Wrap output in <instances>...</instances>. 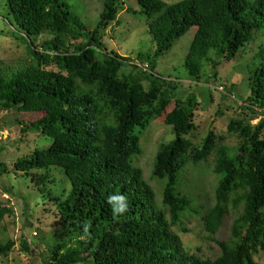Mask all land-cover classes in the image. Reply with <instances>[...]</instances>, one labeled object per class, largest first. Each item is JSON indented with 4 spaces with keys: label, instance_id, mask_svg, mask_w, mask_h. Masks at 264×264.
I'll list each match as a JSON object with an SVG mask.
<instances>
[{
    "label": "trees",
    "instance_id": "16d2710c",
    "mask_svg": "<svg viewBox=\"0 0 264 264\" xmlns=\"http://www.w3.org/2000/svg\"><path fill=\"white\" fill-rule=\"evenodd\" d=\"M123 5L103 0L90 29L62 0H4L3 17L28 40L30 62L21 61L13 70L0 60V111L41 113L15 123L19 133H39L50 144L18 157L11 170L0 162V176L25 180L22 184L33 188L35 207L55 209L56 223L68 237L48 249L44 264H259L264 128L248 119L264 115V0H137V9L125 11L145 18L153 49L134 57L109 51L101 41V30L113 21L119 24ZM193 27L182 67L195 83L216 81L222 61L250 48L240 79L227 88L235 101L241 98L240 86L246 94L240 99L242 111L227 124V132L242 142L230 148L210 129L200 145H193L186 136L194 127L197 95L174 99L163 117L174 137L159 144L150 173L163 184L158 182L159 206L135 159L142 153L140 135L179 88V78L156 72L157 61ZM44 34L48 37L37 45ZM210 156L216 182L213 205L202 215L204 229L214 235L223 218L232 215L228 236L217 242L219 254L212 259L187 252L172 229L185 214L200 213L195 198L184 193L183 172ZM120 196L128 208L122 215L113 212L122 203L119 198L109 203ZM10 211L0 208V220ZM14 245L11 239L0 241V257Z\"/></svg>",
    "mask_w": 264,
    "mask_h": 264
},
{
    "label": "rangeland",
    "instance_id": "374dc122",
    "mask_svg": "<svg viewBox=\"0 0 264 264\" xmlns=\"http://www.w3.org/2000/svg\"><path fill=\"white\" fill-rule=\"evenodd\" d=\"M62 1L71 6L72 12L78 15L87 28L95 27L103 0ZM120 1L124 5L122 9H119L117 15L119 24L113 21L100 32L103 45L109 51L131 57L139 52L152 50L153 45L147 33L145 18L139 13L129 14L125 11L127 7L137 9V0ZM163 1L172 3L180 0ZM3 14L4 0H0V60L5 66H10V69L14 70L21 61L30 62V55L27 53L29 42L21 34L14 32L13 27L3 17ZM194 32L195 27L190 28L184 35L176 39L171 48L157 61L156 72L166 78L169 76L172 79L179 78V88L169 106L140 135L142 153L135 159V165L141 168L143 178L153 188L155 202L159 206L161 205L160 197L163 184L158 181L161 186L155 179L152 180L150 173L159 144L167 143L174 137L171 126L166 125L163 120L164 114L172 108L174 99L184 98L189 92H194L197 95L199 107L195 111L194 127L186 136L193 145H200L210 129L216 134L223 135L225 144L230 148L237 149L242 142L237 134L227 132V124L229 117H236L242 111L240 99L245 98L246 94L243 89H240L242 88L240 86L238 93L241 98L235 101L227 88L240 79L239 72L244 68L241 61L243 57L249 56L250 48L244 50L234 60L222 61L218 67L219 78L216 81L204 82L202 80L200 83H195L194 80L187 77L182 67ZM46 37L48 35L44 34L37 39L36 44L38 45ZM209 68L210 66L204 63L203 70L208 72ZM218 111H222V114H219ZM40 115L41 113L38 112L17 113L14 109L0 111V148L2 147L0 162L6 165L7 170H11L18 157L33 151L34 147L45 148L50 144L49 140L39 133L26 135L19 133V126L15 123L16 118L29 122L39 118ZM247 115L251 116L248 112ZM248 121L253 127L263 123L264 128V115L261 113L249 117ZM212 165L213 157L210 156L204 163L195 167L188 165L184 170L183 178L187 185H183L182 188L184 193L195 198L200 213L185 214L182 223L172 227L180 236L183 248L187 252L210 259L219 254L217 242L227 238L232 222V215L228 214L223 218L222 225L214 235L204 229L202 215L214 202L213 192L216 176L212 171ZM24 182L26 181L24 180ZM24 182L19 183L7 174L0 176V208L11 210L6 212L0 220V241L5 242L11 239L15 242L13 249L6 256L0 257V264H44L43 259L48 254V249L59 240L68 237L66 234L63 235L62 229L56 223L55 209L35 207L33 188L26 187L22 184ZM57 233L59 235L54 236ZM255 259L259 264H264V253H258Z\"/></svg>",
    "mask_w": 264,
    "mask_h": 264
},
{
    "label": "clouds",
    "instance_id": "9594fccd",
    "mask_svg": "<svg viewBox=\"0 0 264 264\" xmlns=\"http://www.w3.org/2000/svg\"><path fill=\"white\" fill-rule=\"evenodd\" d=\"M132 63H135L136 64L137 61L136 60H133ZM117 198H119L122 201V203H120L119 207H117V206L113 207V212L122 215L123 213H125L128 210V208H127V200H126L125 197H123V196H120V197H111L109 199V203H112V201L115 200V199H117ZM87 227L88 226L85 225V232H87Z\"/></svg>",
    "mask_w": 264,
    "mask_h": 264
},
{
    "label": "water",
    "instance_id": "95a60500",
    "mask_svg": "<svg viewBox=\"0 0 264 264\" xmlns=\"http://www.w3.org/2000/svg\"><path fill=\"white\" fill-rule=\"evenodd\" d=\"M122 69H127V70H131L132 69V66H123Z\"/></svg>",
    "mask_w": 264,
    "mask_h": 264
}]
</instances>
